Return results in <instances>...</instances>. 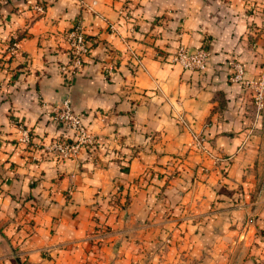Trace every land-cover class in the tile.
<instances>
[{"label": "crops", "instance_id": "0c3cea01", "mask_svg": "<svg viewBox=\"0 0 264 264\" xmlns=\"http://www.w3.org/2000/svg\"><path fill=\"white\" fill-rule=\"evenodd\" d=\"M246 22L242 0H0V264H264V183L219 54ZM76 26L91 49L73 73ZM180 45L208 46L206 70L174 63ZM66 99L96 145L62 160L45 147L75 137L50 118Z\"/></svg>", "mask_w": 264, "mask_h": 264}, {"label": "rangeland", "instance_id": "374dc122", "mask_svg": "<svg viewBox=\"0 0 264 264\" xmlns=\"http://www.w3.org/2000/svg\"><path fill=\"white\" fill-rule=\"evenodd\" d=\"M242 1L247 15V30L237 39L235 45L227 50L222 49L219 54L223 57L221 64L230 73L228 82L241 87L238 95L242 99L244 97L242 115L245 123L237 132H244L247 137L243 138L237 153L242 152L241 161L245 163V167L253 168L257 172V190H260L264 183V0ZM203 48L209 51L210 57L214 55L208 46ZM237 63L243 67L241 77H238L239 72L235 68ZM223 99L225 104L227 99L225 96ZM220 100L222 103V99ZM199 135L205 137L203 133ZM234 159L223 156L225 175L229 173Z\"/></svg>", "mask_w": 264, "mask_h": 264}, {"label": "built area", "instance_id": "2783aa9c", "mask_svg": "<svg viewBox=\"0 0 264 264\" xmlns=\"http://www.w3.org/2000/svg\"><path fill=\"white\" fill-rule=\"evenodd\" d=\"M87 7L93 10L91 5H87ZM38 10L43 12L44 8L39 6ZM110 28L113 32H118V29L114 24H111ZM65 38L72 50V58L69 63L63 65L62 70L76 73L83 67L85 59L90 53L91 46L88 42L86 33L81 26H76L75 28L69 30L66 33ZM123 41L136 65H141L142 63L140 54L134 49V47L130 45L126 37L123 39ZM11 48L12 51H17L19 48V43L16 41L13 42ZM209 59L210 53L206 49L199 48L196 51L189 52L184 45L178 46L172 57L174 63L181 65L184 69L197 72H203L206 70L209 64ZM114 67V64L110 65L108 71L111 72ZM235 68L239 72L238 77H241L243 73L242 65L237 63L235 64ZM50 118L57 125L66 126L72 129L74 131L75 137L73 140L57 139L52 141L45 147L46 152H49L55 157L64 160L68 158H77L82 148H92L96 145V138L88 131L84 120L82 119L81 115L75 112L69 99L64 100L60 106L52 107L50 110ZM178 120L184 127L191 129L189 123L182 115H178ZM20 129L22 134L20 141L26 145H31L32 137L30 131L23 127H20ZM192 135L194 137L193 139L196 146L199 149H205V137L196 134L194 131H192ZM36 160H39V158H36Z\"/></svg>", "mask_w": 264, "mask_h": 264}]
</instances>
